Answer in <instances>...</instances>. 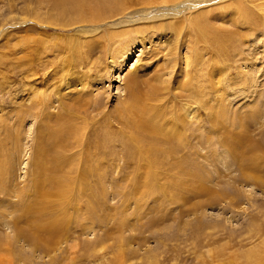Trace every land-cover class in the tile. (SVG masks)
<instances>
[{"label":"rangeland","instance_id":"obj_1","mask_svg":"<svg viewBox=\"0 0 264 264\" xmlns=\"http://www.w3.org/2000/svg\"><path fill=\"white\" fill-rule=\"evenodd\" d=\"M0 264H264V0H0Z\"/></svg>","mask_w":264,"mask_h":264},{"label":"bare ground","instance_id":"obj_2","mask_svg":"<svg viewBox=\"0 0 264 264\" xmlns=\"http://www.w3.org/2000/svg\"><path fill=\"white\" fill-rule=\"evenodd\" d=\"M117 1V0H116ZM77 2H75V4H76ZM241 3V2H240ZM239 3V4H240ZM74 4V5H75ZM242 4V3H241ZM76 6H78V5H76ZM96 6V5H95ZM240 6V5H239ZM238 6V7H239ZM74 8H76V7H74ZM240 8V7H239ZM238 10H242L243 12V16H244V19H245V22H247V23H250V21H253L256 17H257V15H256V13L254 12V11H252V10H249V8H247L246 7V5L244 4V5H242L241 6V9H238ZM236 11H237V9H236ZM93 12V11H92ZM207 13V12H206ZM197 20V19H196ZM202 24H203V22H201ZM198 24V23H197ZM251 24V23H250ZM196 27H199V25L197 26L196 25ZM118 35V34H117ZM232 36V34H229L228 32H223V31H221V32H217L216 30H214V29H212V27L210 26V23H209V26L207 25V26H205V27H203V28H200L199 27V37L202 39V40H208V41H210V43L211 42H213L214 44H213V46L218 50V51H220V50H225V40L227 39V38H229V37H231ZM228 45V44H227ZM227 48V47H226ZM95 102H99V101H96L95 100ZM96 104H98V103H96ZM74 108V107H73ZM60 119H59V121H57V124L56 125H58L57 126V129L60 131V133L59 134H57V135H60V136H58V137H61V134H62V128H65L66 127V125H68V123L66 124V123H64V122H66L67 121V117L66 116H63V115H61L60 117H59ZM64 119H66L65 121H64ZM57 120H58V118H57ZM60 120H61V123H60ZM56 122V121H55ZM129 123V122H128ZM55 130V129H54ZM53 133H58V132H54L53 131ZM64 134H65V132H64ZM63 134V135H64ZM56 135V134H55ZM184 135V134H183ZM182 135V136H183ZM58 137H55L56 139H58ZM62 138V137H61ZM181 138V137H180ZM179 138V139H180ZM183 138V137H182ZM169 139V138H168ZM42 140V139H41ZM228 140V139H227ZM57 142V141H56ZM59 142V141H58ZM231 143V142H230ZM60 146H61V148L63 147V148H65V146L62 144V143H60L59 144ZM63 145V146H62ZM41 148V147H40ZM48 153V152H47ZM152 154L156 157L157 156V154L159 155H161V152L159 153V151L158 150H152ZM178 154V153H177ZM60 155V154H59ZM166 155H167V153H166ZM55 158H53V160H55V161H58V158L56 157V156H54ZM183 159V158H182ZM43 163H45L44 161H43ZM56 163V162H55ZM59 163V162H58ZM61 163V162H60ZM184 163V162H183ZM47 164V163H46ZM39 165H40V163H39ZM45 165V164H44ZM57 167V166H56ZM178 167V166H177ZM47 170H41V171H39V173H40V176L42 177V179L44 180V178H50L49 176H54L56 173H57V171L56 170H53V171H51V173H53V174H51V173H49V169H51L50 167L48 168V165H47V167H45ZM45 171V172H44ZM39 173H38V175H39ZM58 174V173H57ZM84 172H82V177H84L86 174H84ZM40 176H38V177H40ZM46 176V177H45ZM53 179V178H52ZM41 181V180H40ZM45 181V180H44ZM46 182V181H45ZM44 182V183H45ZM49 182V181H48ZM28 193V192H27ZM48 196V195H47ZM42 230V229H41Z\"/></svg>","mask_w":264,"mask_h":264}]
</instances>
